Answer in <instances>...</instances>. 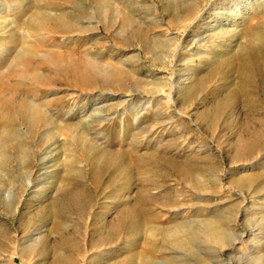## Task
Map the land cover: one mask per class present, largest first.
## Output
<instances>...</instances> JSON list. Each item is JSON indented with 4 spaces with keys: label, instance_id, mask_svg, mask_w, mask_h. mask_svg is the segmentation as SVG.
Segmentation results:
<instances>
[{
    "label": "rangeland",
    "instance_id": "rangeland-1",
    "mask_svg": "<svg viewBox=\"0 0 264 264\" xmlns=\"http://www.w3.org/2000/svg\"><path fill=\"white\" fill-rule=\"evenodd\" d=\"M262 172L264 0H0V264H199Z\"/></svg>",
    "mask_w": 264,
    "mask_h": 264
},
{
    "label": "bare ground",
    "instance_id": "bare-ground-1",
    "mask_svg": "<svg viewBox=\"0 0 264 264\" xmlns=\"http://www.w3.org/2000/svg\"><path fill=\"white\" fill-rule=\"evenodd\" d=\"M233 15L238 16L239 14L234 13ZM31 21L36 23L38 21V18H34ZM239 183L241 185L238 189H240L244 193L257 195V200H258L257 203L258 212L255 210L254 211L248 210L244 214L245 218L243 220L244 221L243 226L246 229V234L241 235L231 232L230 223L232 222L231 221L232 218L231 215H228L230 210L227 209V211L220 210L221 212L219 211L220 213L215 215L218 217H213L209 221L202 223L201 224V228L203 232L202 234H198L199 233L198 230H197L198 233L197 232L195 233L196 230L194 231V229L192 228L191 229L193 230L194 233L193 232L191 233L190 232L191 230L184 231L185 234L186 232L189 233L188 238L187 237H183L181 239L176 238L178 236L177 234L178 230L177 232H171L169 234H166L163 239L167 243V245H171L172 247H174L172 248L174 250H176L175 248H178V249H184V251L186 250L189 252L188 248L190 247L192 248L191 240L196 238L198 239L199 242L200 239L199 236L201 235L203 239L200 242L204 245L209 246V252L211 251V253L210 255L208 254L209 256L208 255L199 256L198 258L200 261L199 264L200 263L219 264L221 261L219 259L220 258L219 254H221L220 249H222L223 247L232 246L235 244L236 241H241L243 244L247 245L249 251L245 256L239 257L238 261L241 262L242 264H264V172H262L258 177L247 178L241 180ZM255 204L254 206H256ZM258 215H259V219L256 218ZM179 232L180 234L182 233L181 231ZM184 233H182V235H184ZM145 252L147 251L145 250ZM145 254L146 253H144L143 256ZM136 261L138 262L140 261V263L136 262L137 264H149V257L146 255L144 256V259L142 260L139 259Z\"/></svg>",
    "mask_w": 264,
    "mask_h": 264
}]
</instances>
